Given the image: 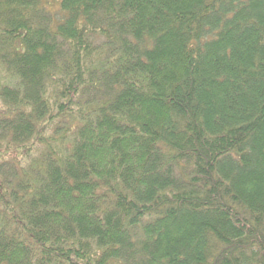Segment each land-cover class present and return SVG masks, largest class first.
I'll use <instances>...</instances> for the list:
<instances>
[{
	"label": "trees",
	"instance_id": "1",
	"mask_svg": "<svg viewBox=\"0 0 264 264\" xmlns=\"http://www.w3.org/2000/svg\"><path fill=\"white\" fill-rule=\"evenodd\" d=\"M0 264H264V0H0Z\"/></svg>",
	"mask_w": 264,
	"mask_h": 264
}]
</instances>
